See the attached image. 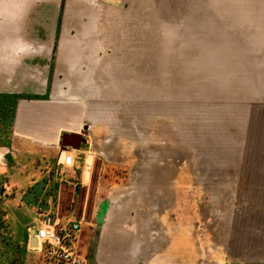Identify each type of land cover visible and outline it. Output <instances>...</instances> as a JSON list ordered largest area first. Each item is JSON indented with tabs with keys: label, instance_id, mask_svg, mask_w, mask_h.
I'll use <instances>...</instances> for the list:
<instances>
[{
	"label": "crops",
	"instance_id": "0c3cea01",
	"mask_svg": "<svg viewBox=\"0 0 264 264\" xmlns=\"http://www.w3.org/2000/svg\"><path fill=\"white\" fill-rule=\"evenodd\" d=\"M169 10L0 0V175L22 191L24 264L29 228L78 219L88 186L85 264H264V0L232 3L215 43L205 16L177 28Z\"/></svg>",
	"mask_w": 264,
	"mask_h": 264
},
{
	"label": "rangeland",
	"instance_id": "374dc122",
	"mask_svg": "<svg viewBox=\"0 0 264 264\" xmlns=\"http://www.w3.org/2000/svg\"><path fill=\"white\" fill-rule=\"evenodd\" d=\"M152 1L159 4V7H170L169 10L174 16L175 20L173 25L177 28H181L186 23V18L193 16L189 13H197L205 16L203 22L200 23L201 31H205L206 41L216 42L219 41V33L216 31L225 29L224 26L230 25L231 18V6L234 2H254L262 0H142ZM168 10H160L164 12ZM188 14V15H187ZM162 18V19H161ZM160 26L163 28V24H167L163 21L162 15H160ZM209 35H207V34ZM216 34V35H213ZM202 35L201 34V38ZM220 37L222 40V46L224 42L228 40L224 35ZM224 37V38H223ZM224 39V42H223ZM220 40V41H221ZM116 182V180H113ZM21 189L14 188L8 184L6 176L0 175V264H24L25 250L19 244L22 240L23 233L26 228L18 225V222L13 218L12 214L16 213L19 202L17 196H19ZM76 202V217L82 220L84 228H92L94 225L90 220V209L92 206L93 198L96 194L95 186H88L81 189ZM100 193V192H99ZM62 198L60 201L61 212L66 210L68 204V191L65 188L61 189ZM63 206L65 208H63ZM20 218V223L24 221V214L21 211H17ZM14 215V214H13ZM26 215V214H25ZM31 250V248H29Z\"/></svg>",
	"mask_w": 264,
	"mask_h": 264
},
{
	"label": "built area",
	"instance_id": "2783aa9c",
	"mask_svg": "<svg viewBox=\"0 0 264 264\" xmlns=\"http://www.w3.org/2000/svg\"><path fill=\"white\" fill-rule=\"evenodd\" d=\"M69 163L70 159L64 161V165ZM80 220L44 215L29 228V233L34 231L38 264H85L80 250Z\"/></svg>",
	"mask_w": 264,
	"mask_h": 264
},
{
	"label": "water",
	"instance_id": "95a60500",
	"mask_svg": "<svg viewBox=\"0 0 264 264\" xmlns=\"http://www.w3.org/2000/svg\"><path fill=\"white\" fill-rule=\"evenodd\" d=\"M66 137L75 138L76 141H77V145H79V142H80L79 136H75V135L74 136H64V137H62V140H64ZM6 159L9 160V157L7 156ZM29 235H30V238H29V246L30 247H35L36 246V240L34 238V231H30Z\"/></svg>",
	"mask_w": 264,
	"mask_h": 264
},
{
	"label": "bare ground",
	"instance_id": "6f19581e",
	"mask_svg": "<svg viewBox=\"0 0 264 264\" xmlns=\"http://www.w3.org/2000/svg\"><path fill=\"white\" fill-rule=\"evenodd\" d=\"M37 249V246H35V247H31V250L32 251H35Z\"/></svg>",
	"mask_w": 264,
	"mask_h": 264
}]
</instances>
